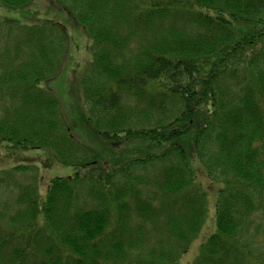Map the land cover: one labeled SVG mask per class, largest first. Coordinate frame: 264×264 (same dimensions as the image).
I'll return each instance as SVG.
<instances>
[{
  "label": "trees",
  "instance_id": "obj_1",
  "mask_svg": "<svg viewBox=\"0 0 264 264\" xmlns=\"http://www.w3.org/2000/svg\"><path fill=\"white\" fill-rule=\"evenodd\" d=\"M43 1L88 39L76 88L107 152L71 135L49 87L69 59L66 28L0 20V145L74 169L43 198L21 188L0 218V264H178L209 218L199 161L215 232L189 264H264L247 234L264 214V0Z\"/></svg>",
  "mask_w": 264,
  "mask_h": 264
},
{
  "label": "rangeland",
  "instance_id": "obj_2",
  "mask_svg": "<svg viewBox=\"0 0 264 264\" xmlns=\"http://www.w3.org/2000/svg\"><path fill=\"white\" fill-rule=\"evenodd\" d=\"M51 20L63 25L68 36L71 39V48L69 59L65 65L62 76L50 82L52 88L60 99L63 115L68 122L70 133L83 143L86 149L95 155H105L107 149L101 143V139L94 133L90 132L85 124L84 118L87 114L82 109L81 98L78 95L76 81L83 73L84 68L91 60V53L88 50V39L81 29L75 27L71 18L63 11L51 6L47 1L34 0L31 4L23 9H8L0 6V20L12 21L19 25H30L36 23V20ZM44 85V84H43ZM45 86V85H44ZM130 155L131 153L128 152ZM14 155L18 158V163L11 162L9 156ZM8 159L0 163V179H6L7 182L0 184V218L14 214L18 209L17 198L21 188L24 186H33L41 198L45 195L46 187L51 179L55 177H67L74 173V169L69 166L55 163L51 153L45 150H12L0 145V159ZM199 161V160H198ZM16 164L29 167L26 172L1 173L8 172ZM195 162L196 180L202 184V188L209 198L206 219L202 232L199 234L197 241H194L188 252L184 254L178 264H189L198 253L199 245L203 243L208 234L214 230V199L213 195L217 189L211 185L208 179L199 170L204 168ZM199 169V170H197ZM142 176V172H138ZM2 179V180H3ZM209 195V196H208ZM3 222L0 221V226ZM247 227V234L251 235V242L257 250H264V214L255 216L253 222ZM245 234V236H247Z\"/></svg>",
  "mask_w": 264,
  "mask_h": 264
}]
</instances>
